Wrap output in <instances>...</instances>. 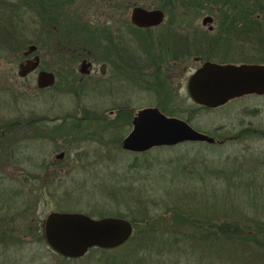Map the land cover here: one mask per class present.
I'll list each match as a JSON object with an SVG mask.
<instances>
[{
	"label": "trees",
	"instance_id": "16d2710c",
	"mask_svg": "<svg viewBox=\"0 0 264 264\" xmlns=\"http://www.w3.org/2000/svg\"><path fill=\"white\" fill-rule=\"evenodd\" d=\"M16 2L6 3L0 0V58L13 56L23 59L22 53L28 46L34 45L38 50L43 47L52 55L59 57L65 79L72 77L73 65L82 57L90 55L98 61L103 60V56L98 58L96 53L100 51L103 54L107 21L97 20L93 23L87 20L93 11H109L111 13L108 18L115 21L114 19H120L119 14L125 15V11L134 6L160 9L169 16L171 24L167 27L168 30L179 28L172 23H192L197 16L204 14H226L228 18H224V21L238 18L241 22H246L247 16L252 15L251 27L257 31L256 38H260L257 34L260 18L257 15L264 14V0H16ZM21 8H25L31 14L27 22L20 18L24 15H18ZM124 22L125 28H129L131 34L134 33L135 43L141 46L146 57L145 62L154 67L159 62L156 53L166 49L163 47L184 44L179 41L183 35L173 31L156 35L159 37V41H156L152 29H138L129 20ZM180 27L185 28L183 25ZM144 32L148 34H142ZM195 34L198 38L201 37L196 32ZM198 44V42L191 44V54L197 52L194 46ZM35 54L38 55L37 51ZM66 83L69 87L77 85L74 80ZM79 87L81 86L79 85L78 89ZM161 103L155 105L160 112L169 117L179 116L188 124L192 121V115L196 113L197 109L194 107L207 109L193 104L190 107L186 106L189 108V113H186L187 111L177 106H169L166 109ZM116 109L115 114L106 115L105 112L102 114L89 111L87 108H79L77 118L72 115L62 116L55 120L59 123L56 122L58 124L51 128L60 135L70 136L79 142L85 139L90 128H95L98 132L93 131V135L103 142L102 144L107 146L106 138H109L110 145L120 149L122 139L131 127L133 114L127 107L120 106ZM46 121L45 118H40L37 125L34 121L27 123L28 126L31 124V130L34 129L32 132L35 137L45 132L43 130L47 125L38 124ZM26 126L20 121L1 122L0 145L8 138L9 143L17 142V134L26 132ZM222 129H215L209 136L223 143L264 140V128L252 124L242 126L234 133L224 134L221 132ZM168 148L170 147H156L135 154L133 161L127 165L129 172L137 173L140 183L137 185L136 195H133V186L126 189L130 195L128 201L130 203L126 202L127 213L113 217L131 223L133 233L129 240L113 250L91 249L84 257L96 256L97 261L105 259L104 264H108L110 255L113 254L122 256L120 264H264V205L260 207L261 209L252 205L257 198L255 190H264V152L257 151L255 155L258 157L251 161L248 159L239 161L235 157L231 160L228 156L223 159L225 161L219 168L206 160H203V164L201 160L200 165H197L196 158L186 162L179 159L162 162L157 156L152 155L153 152L159 153ZM218 182L223 184L224 196L219 190ZM179 184L180 186H177ZM238 185L248 197H235L238 201L233 210L229 211L225 203L219 206L218 210L215 201H209L218 198L219 195L225 200V196H231L230 187ZM162 189L164 195L159 196L158 191ZM252 190L254 194L250 197ZM8 195L20 196V193L13 191ZM244 200L248 204L243 207ZM30 213H33L30 206L24 204V208L15 216L24 217ZM3 223L0 220V238H12L13 230L9 233L2 227ZM28 229L29 226L26 227V230ZM35 231L36 239L44 241L40 221Z\"/></svg>",
	"mask_w": 264,
	"mask_h": 264
},
{
	"label": "rangeland",
	"instance_id": "374dc122",
	"mask_svg": "<svg viewBox=\"0 0 264 264\" xmlns=\"http://www.w3.org/2000/svg\"><path fill=\"white\" fill-rule=\"evenodd\" d=\"M3 1L17 3L16 0ZM131 9L125 11L123 17L125 21L129 20ZM27 12L25 8H21L18 12V15H24L20 18L25 22L31 16L30 12ZM110 13L103 10L93 11L87 20L89 19L93 23L97 20L106 21ZM205 16H210L214 20L212 19L213 23L203 27L201 21ZM224 18H228V15L204 14L197 16L192 23L187 22L188 25L185 29H189L191 39L188 45L195 43V38L199 39L195 36V32L202 37L210 26L214 29L215 35L219 33L216 30L229 29L230 25L228 24L232 23V20L224 21ZM170 24L169 16L165 14L162 25L156 27L152 33L155 36L164 34L169 31L167 27ZM258 24L259 30H264V22L261 19ZM177 25L180 26V23L177 22ZM175 30L181 29L176 27ZM125 33L128 60L134 57L136 60H141V64L146 63L141 46L135 43L134 33L131 34L129 28ZM214 33L213 36H215ZM258 36L264 35L260 32ZM36 51L39 56L35 54ZM36 51L31 55V59L33 56H38L40 59L39 68H46L47 71L56 74V83L51 88L39 90L36 87L37 71L28 74L25 78L18 77V66L24 58L17 59L13 56L5 59L0 58V123L20 121L27 125L26 132L17 134V142L9 143L10 139L8 138L3 140L0 145V220L4 222L2 227L5 230L7 229L9 233L13 230L12 238H0V264H104L105 259L97 261L96 256L92 258L89 255L83 259L62 260L50 250L44 239V241L36 239L35 229L39 221L42 227L50 212L94 215L90 216L92 218L126 214V202L130 201V195L127 194L126 189L133 186V195H136L137 185L140 183L136 176L137 173L127 170V165L133 161L135 153L125 152L121 148L111 146L109 138H106L107 146L102 144L103 142L93 135V131L98 132L95 128H90L85 139L82 138L83 140L79 142L70 136L60 135L51 127L57 125L59 121L55 120L62 116L72 115L77 118L79 108H87L89 111L102 114L105 112L106 115H109L110 109L123 106L134 114L140 109L155 106V97L149 92H145L143 86L135 88L122 81H118V83L125 87L123 92L120 95L115 92L113 95H108L103 77L98 78L94 72L89 76L82 75L83 86L76 89V92L69 93L59 57L52 55L43 47L39 50L36 47ZM96 54L98 58L103 56L100 51ZM191 55L188 63L170 68L175 78L174 81L181 82L180 99H176L175 102L179 103V107L183 108V111H187L186 113H189L188 107L193 105L186 91L187 78L197 68L192 58L198 54L196 52ZM101 62L98 61L96 72H98ZM79 65V62L75 64L78 77L80 74L78 72ZM183 67H187L186 71L183 70ZM144 69L146 70V68ZM93 80H98V82L94 83ZM182 98L183 101H181ZM168 107L169 105L166 106L167 109ZM194 109L197 110L192 115V121L189 124L194 130L207 135L217 128H223L221 132L224 134L234 133L248 124L264 128V96H245L215 109H198L196 107ZM187 115L190 116V114ZM40 118H45L47 121L38 125L47 126L43 130L45 132L35 137L32 132L34 129L31 130V124L30 126L28 124L29 121H34L36 123L34 124L37 125ZM180 119L182 118L180 117ZM131 129L132 125L128 133ZM11 136L12 134L10 138ZM257 151L264 152V140L241 143L230 141L214 145L183 143L159 153L153 152L152 155L157 156L162 162L169 159L186 162L196 158L197 165H200L201 160L202 164L203 160H206L209 164L220 168L222 162L225 161L223 159L228 156L231 160L235 157L239 161L244 159L251 161L258 157L255 155ZM60 153L64 154L62 160L56 159ZM237 181L235 178V182ZM218 183L219 190L223 195V184ZM170 188L175 187L170 186ZM230 190L231 196H225V200L218 194V198L209 201H215L217 204L215 207L218 210H220L219 206L225 203V206L231 211L236 207L238 201L235 197H248V194L239 185L230 187ZM13 191L19 192L20 196H12L14 195L12 194L10 197L8 194ZM255 191L257 198L252 202V205L261 209L260 207L264 205V190L256 189ZM152 192L154 193L153 189ZM251 192L250 197H253V190ZM158 194L163 196L164 189L159 190ZM133 198L135 197L133 196ZM24 204H28L33 213L26 214L24 217L15 216L24 208ZM247 204L244 200L243 207ZM11 219H13L12 222ZM27 226H29L28 230H26ZM110 256L108 264H120L122 256L118 254Z\"/></svg>",
	"mask_w": 264,
	"mask_h": 264
},
{
	"label": "water",
	"instance_id": "95a60500",
	"mask_svg": "<svg viewBox=\"0 0 264 264\" xmlns=\"http://www.w3.org/2000/svg\"><path fill=\"white\" fill-rule=\"evenodd\" d=\"M165 14L160 9L134 6L129 20L139 29L158 27ZM212 23L210 16L201 24ZM212 30V26L208 28ZM36 51L30 45L22 53L28 57ZM40 64L38 56L21 62L17 75L25 78ZM88 63L83 61L79 72L87 75ZM103 67V66H102ZM55 83L53 73L40 70L36 75L39 90ZM187 92L191 101L207 109H215L245 96H264V65L204 63L188 79ZM132 129L121 142L125 152L141 154L156 147H172L183 143L215 144L214 137L194 130L190 124L177 117L164 115L158 108H144L133 117ZM63 153L56 156L62 159ZM133 228L128 220L116 217L92 218L82 213L50 212L43 224V238L50 250L67 260L83 258L91 249L113 250L125 244L132 236Z\"/></svg>",
	"mask_w": 264,
	"mask_h": 264
},
{
	"label": "flooded vegetation",
	"instance_id": "af4514ba",
	"mask_svg": "<svg viewBox=\"0 0 264 264\" xmlns=\"http://www.w3.org/2000/svg\"><path fill=\"white\" fill-rule=\"evenodd\" d=\"M257 16L264 22V14L260 13ZM119 17L120 19L119 20L114 19L115 21H112L109 18L106 20L107 27L104 32V40H103V60L99 65L98 72H96V66L98 64V60L91 58L90 55L85 58L82 57L77 61V63L79 62L81 65V63L85 61L86 63L89 64V66L87 67L88 74L86 76H89L90 73L94 72V75H97L98 78L103 77L105 81L104 84L107 89L106 92L108 95H113L114 92L117 94L119 93L120 95L125 88L119 85L120 83H118V81L120 82L122 81L125 82L126 84L129 85L131 84L135 88H142L141 86H143L145 92H149L155 97V101H156L155 103L160 104L162 102L163 104L162 103L161 104L165 108L168 105L179 107L180 104L179 103L177 104L175 100L180 99L181 82L174 81L175 78L173 77V73H171L170 68L178 67L179 65H182L186 62L188 63L190 58L192 57L191 55L192 47L190 46L191 44L188 45L189 42L191 41L190 32L189 29H185L187 28L188 23L180 24L185 26L184 29L179 26V29L184 30L185 32H182L181 30L177 31L175 30L176 28L168 31V32L171 31L178 32L179 35H183V38H180L179 41L183 42L184 44L178 46H168V48L162 50L161 53H156V56L159 58V62L158 65L154 67L153 65H149L148 63L141 64V60H136V58L134 57H131V59L128 60L129 57H127V51L125 45L126 44V38H125L126 29L124 22L125 19L123 18L124 17L123 14H119ZM250 19L253 20L252 15L251 17L249 15L247 16L246 22H241L237 18L236 20H233L232 23L228 24L230 25L229 29L226 28V29L216 30V32L219 31V33L216 35L214 33L213 28L212 30L207 29L205 33L203 32L204 35H202L201 38L199 39L195 38L194 42L199 43L198 46H194V48H196L197 50L198 56H193L192 58L193 62L197 65L195 71L199 69L204 63H208V62L215 64L264 65V36L261 37L258 36L260 38L255 37V33L257 31H255L251 27ZM162 23L159 26H161ZM172 24L178 26L177 23H172ZM155 28H151L152 29L151 32L155 30ZM144 30H148V29H144ZM258 32H259L258 34H260L261 32L264 35V30H258ZM213 33L215 36L212 35ZM154 40L159 41V37L154 36ZM30 59H31V55L28 57H24L23 61ZM75 64L73 65L74 71L71 74L72 77L65 79L69 83H71L72 80H74V82L77 83V85L71 87L67 85L69 88L68 90L69 93L76 92V89H78L79 85L83 86V84L81 83L82 74L81 75L79 74V77L76 75ZM144 68H146V70ZM186 69L187 67H183V70L186 71ZM40 70L47 71L39 67L35 71H37L38 73V71ZM47 72H51V71H47ZM53 75L55 77V83H56V74L53 73ZM189 77L187 78V83ZM93 81L94 83L98 82V80L97 81L93 80ZM187 83H186V91H187ZM188 98L190 99L189 95ZM183 100L184 99L182 98L181 101ZM116 108L110 109L108 111L109 115L115 114L117 112ZM146 108H157V107L153 106ZM179 109L181 108L179 107ZM137 112H134L133 117L136 115Z\"/></svg>",
	"mask_w": 264,
	"mask_h": 264
}]
</instances>
